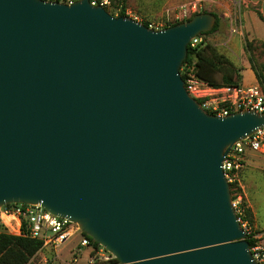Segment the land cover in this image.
Wrapping results in <instances>:
<instances>
[{"label":"water","instance_id":"1","mask_svg":"<svg viewBox=\"0 0 264 264\" xmlns=\"http://www.w3.org/2000/svg\"><path fill=\"white\" fill-rule=\"evenodd\" d=\"M215 19L0 0V206L39 204L123 264H258L221 163L264 113H207L180 75Z\"/></svg>","mask_w":264,"mask_h":264},{"label":"built area","instance_id":"2","mask_svg":"<svg viewBox=\"0 0 264 264\" xmlns=\"http://www.w3.org/2000/svg\"><path fill=\"white\" fill-rule=\"evenodd\" d=\"M72 4L77 0H48ZM203 0H188L179 4L174 10H165L168 21L179 23L190 19L194 14L203 10ZM92 5L106 7L109 0H89ZM137 19L136 16H132ZM233 18V17H232ZM232 33L240 28V18L234 17ZM232 22V20H231ZM165 23H149L152 29L162 28ZM204 37L200 34L191 38V47L201 43ZM184 88L187 94L195 99L207 113L226 116L236 111L254 110L264 113V90L259 85L251 86H220L214 87L199 79L189 64H185ZM264 149V127L256 130L245 139L233 143L226 151L221 168L230 187L232 206L237 214L238 221L245 232V239L252 240L249 252L252 259L258 264H264V241L262 234L254 231L244 218L241 198L238 191V171L244 163V154L247 150L262 151ZM10 235L28 236L40 241L39 249L25 264H123L102 246L95 248L89 236L84 234L75 222L64 217L51 214L39 204H5L0 206V232ZM79 239L69 250V258H63L59 253L73 236ZM89 249L87 259L81 263V253Z\"/></svg>","mask_w":264,"mask_h":264},{"label":"crops","instance_id":"3","mask_svg":"<svg viewBox=\"0 0 264 264\" xmlns=\"http://www.w3.org/2000/svg\"><path fill=\"white\" fill-rule=\"evenodd\" d=\"M188 0H126L125 13L129 16L158 18L156 23H165L163 27L173 23L167 20L165 10L172 11L179 4ZM206 12L217 15L218 28L203 35L205 42L213 45L239 68V84L242 86L259 85L264 90V58L257 52L264 51V0H203ZM240 14V31L232 33L227 29L233 15ZM135 14V15H132ZM231 32V33H230ZM260 42V50L252 49V40ZM260 60V61H259ZM259 62H262L261 64ZM264 149L262 151L247 150L244 163L238 171V191L243 213H248L252 229L262 234L264 227L259 225L258 204L264 192ZM248 221V219L246 218Z\"/></svg>","mask_w":264,"mask_h":264},{"label":"trees","instance_id":"4","mask_svg":"<svg viewBox=\"0 0 264 264\" xmlns=\"http://www.w3.org/2000/svg\"><path fill=\"white\" fill-rule=\"evenodd\" d=\"M201 12L206 11L202 10ZM117 15L126 16L123 7ZM213 15L216 18L214 26L210 31L200 33V35H206L218 28V17L215 14ZM261 19L264 22V17ZM143 24L146 26L148 25L147 22H143ZM174 24L175 23H171L168 26ZM185 64L191 65L195 75L211 86L220 87L239 85V68H237L224 54L219 52L216 47L208 42L202 41L194 47H191L190 45L187 46V55L180 68L182 79H185V73L183 71ZM244 218L248 219V223L250 222L246 211ZM90 240L95 248L100 247V245L94 242L91 238ZM247 242L251 246L252 240L247 239ZM40 244V241L31 239L28 236L10 235L1 231L0 264H25L39 249Z\"/></svg>","mask_w":264,"mask_h":264},{"label":"rangeland","instance_id":"5","mask_svg":"<svg viewBox=\"0 0 264 264\" xmlns=\"http://www.w3.org/2000/svg\"><path fill=\"white\" fill-rule=\"evenodd\" d=\"M125 1L126 0H109V4L106 7H104V9L109 14H111L112 16H118L117 14L119 13V11L122 7L124 8V5H125V7L126 6L128 7V5H126V3H124ZM203 10H205L204 6H203ZM130 12L135 13L136 17H137L136 21H139L142 23L147 22L149 24V23H156V21H158V18L156 19V18H152V17H141L138 13L133 12V10H130ZM135 14H132V15H135ZM126 16L132 18V16H129L128 14H126ZM234 17L240 18V14L236 13L235 15H233V18ZM233 18H232L231 23L230 22L227 23V29H231L234 27V19ZM239 31H240V28H239ZM250 44H252L251 50H256V49L260 50V47H259L260 42L259 41L253 39L252 43H250ZM257 54H259L258 57L260 59L264 58V51L262 53L257 52ZM263 62H264V60H263ZM259 63L261 64L262 62H259ZM258 218H259V225L261 227H264V192H263V197H262V199H260L259 204H258ZM78 239H79V236L75 235L65 245L61 246V248L59 249V253L62 255L63 258H67V259L69 258V250L75 245V243L78 241ZM88 252H89V249H86V250H83V252L81 253V259H80L81 263H83L87 259Z\"/></svg>","mask_w":264,"mask_h":264}]
</instances>
